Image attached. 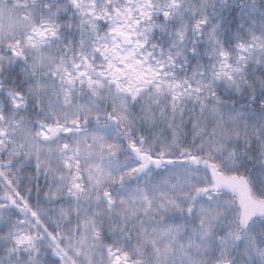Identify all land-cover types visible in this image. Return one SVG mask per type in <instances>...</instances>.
<instances>
[{
  "label": "snow or ice",
  "instance_id": "snow-or-ice-1",
  "mask_svg": "<svg viewBox=\"0 0 264 264\" xmlns=\"http://www.w3.org/2000/svg\"><path fill=\"white\" fill-rule=\"evenodd\" d=\"M0 264H264V0H0Z\"/></svg>",
  "mask_w": 264,
  "mask_h": 264
}]
</instances>
